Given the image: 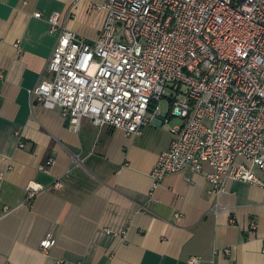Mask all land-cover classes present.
Listing matches in <instances>:
<instances>
[{
	"label": "crops",
	"instance_id": "0c3cea01",
	"mask_svg": "<svg viewBox=\"0 0 264 264\" xmlns=\"http://www.w3.org/2000/svg\"><path fill=\"white\" fill-rule=\"evenodd\" d=\"M107 2L0 0V264H264L263 186L226 180L211 193L205 164L154 189L170 124L153 119L138 136L88 118L76 127L32 97L59 35L51 17L95 43ZM33 182L46 189L30 200Z\"/></svg>",
	"mask_w": 264,
	"mask_h": 264
},
{
	"label": "built area",
	"instance_id": "2783aa9c",
	"mask_svg": "<svg viewBox=\"0 0 264 264\" xmlns=\"http://www.w3.org/2000/svg\"><path fill=\"white\" fill-rule=\"evenodd\" d=\"M97 9L107 16L95 43L51 17L59 35L32 97L76 127L88 118L128 136L153 119L177 120L154 189L205 164L211 193L224 192L226 180L264 187V0H108ZM45 189L31 183L28 199ZM54 245L48 237L42 252Z\"/></svg>",
	"mask_w": 264,
	"mask_h": 264
},
{
	"label": "water",
	"instance_id": "95a60500",
	"mask_svg": "<svg viewBox=\"0 0 264 264\" xmlns=\"http://www.w3.org/2000/svg\"><path fill=\"white\" fill-rule=\"evenodd\" d=\"M40 181L47 184V182H52L53 181V178L52 177H49L46 174H41L40 175Z\"/></svg>",
	"mask_w": 264,
	"mask_h": 264
},
{
	"label": "rangeland",
	"instance_id": "374dc122",
	"mask_svg": "<svg viewBox=\"0 0 264 264\" xmlns=\"http://www.w3.org/2000/svg\"><path fill=\"white\" fill-rule=\"evenodd\" d=\"M182 99H184V98H182ZM163 111H164V112L167 111L166 103H164ZM178 125H179V122H178L177 120H172V121L170 122L169 127H175V126H178Z\"/></svg>",
	"mask_w": 264,
	"mask_h": 264
},
{
	"label": "trees",
	"instance_id": "16d2710c",
	"mask_svg": "<svg viewBox=\"0 0 264 264\" xmlns=\"http://www.w3.org/2000/svg\"><path fill=\"white\" fill-rule=\"evenodd\" d=\"M153 108H155V106L152 107V110H153Z\"/></svg>",
	"mask_w": 264,
	"mask_h": 264
}]
</instances>
